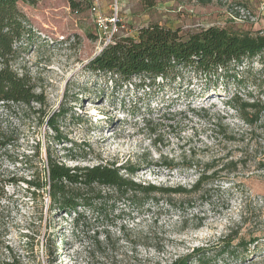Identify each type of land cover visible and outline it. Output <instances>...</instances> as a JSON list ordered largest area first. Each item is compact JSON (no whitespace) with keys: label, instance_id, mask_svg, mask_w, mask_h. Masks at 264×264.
I'll return each instance as SVG.
<instances>
[{"label":"rangeland","instance_id":"obj_1","mask_svg":"<svg viewBox=\"0 0 264 264\" xmlns=\"http://www.w3.org/2000/svg\"><path fill=\"white\" fill-rule=\"evenodd\" d=\"M85 1L78 12L70 0L19 3L34 35L13 68L31 78L45 101L32 110L0 106L10 138L0 152V264L13 257L19 264H169L185 254H193L188 264H264V128L251 133L227 103L235 91L246 100L258 94L252 82L264 81L261 65L244 66L239 84L193 76L181 84L141 86L137 79L116 85L87 69L103 41L92 1ZM113 1L99 2L107 15ZM120 2L118 37H135L153 23L183 36L210 26L264 31V0ZM62 108L70 111L57 120L66 139L56 141L47 120ZM192 110L214 117L237 140L222 141ZM84 142L89 146H80ZM48 153L70 167L114 164L126 176V168L135 167L129 176L161 187L190 188L199 172L217 171L204 194L161 198L140 211L120 201L102 216L84 209L74 225V214L49 213L46 190L28 183L34 171H47ZM227 243L234 255L219 253Z\"/></svg>","mask_w":264,"mask_h":264},{"label":"trees","instance_id":"obj_2","mask_svg":"<svg viewBox=\"0 0 264 264\" xmlns=\"http://www.w3.org/2000/svg\"><path fill=\"white\" fill-rule=\"evenodd\" d=\"M21 1L30 4L36 2L0 0V106L31 109L33 104L44 103L43 95L37 92L31 78L26 73H19L12 64L23 45L34 35L28 15L19 6ZM83 3L84 0H70V7L78 12ZM256 62L261 65L264 73V31L232 33L225 28L210 26L183 36L179 29L153 23L140 28L135 37L115 36L110 44L89 61L87 69L108 76L116 85L132 83L137 79L141 86L157 80L167 84H181L187 77L192 79L193 76L239 84L245 83L244 76L240 74L241 69L247 65L252 67ZM252 84L259 88L257 95L250 93L246 100L239 91H235L227 102L251 129V133L258 127L264 128V81L255 80ZM192 111L198 118L207 120V127L215 136H221L222 141L237 140L235 136L228 134L227 127L213 122L214 117L206 119L208 116L203 113ZM34 113L39 114L40 111L36 110ZM68 113V109L62 108L58 113L48 116L47 125L56 141L66 139L57 120ZM5 129L0 124V152L10 143L9 133ZM81 145L89 146L86 142ZM237 164L238 161L235 160L228 162V165ZM210 167L213 168L212 164ZM126 169L127 176L114 164L70 167L48 153L47 171L44 170L43 175L34 171L35 174L28 183L35 189L46 190L50 200L49 213L64 210L68 214H74L73 223L76 225L80 222L84 209L102 216L113 211L120 201L125 202L128 208L140 211L148 204L155 206L161 198L170 200L176 196L188 198L195 193L204 194L217 171L214 170L211 174H207L205 170L199 172L197 180L187 188L143 184L129 176L136 171L135 167ZM1 181L0 200L5 192ZM238 245L247 247L243 241ZM230 247L231 244H225L219 253L234 255L235 252L229 250ZM192 258L193 254H185L169 264H188ZM9 264L19 263L13 257Z\"/></svg>","mask_w":264,"mask_h":264},{"label":"built area","instance_id":"obj_3","mask_svg":"<svg viewBox=\"0 0 264 264\" xmlns=\"http://www.w3.org/2000/svg\"><path fill=\"white\" fill-rule=\"evenodd\" d=\"M91 1L94 22L103 41V47H105L114 40L119 30L123 27V20L120 13L122 3L120 2L121 0H114L110 6L112 12L110 15H107L102 11L99 4L100 0Z\"/></svg>","mask_w":264,"mask_h":264},{"label":"crops","instance_id":"obj_4","mask_svg":"<svg viewBox=\"0 0 264 264\" xmlns=\"http://www.w3.org/2000/svg\"><path fill=\"white\" fill-rule=\"evenodd\" d=\"M102 2V0H100ZM102 11L106 14V10L102 8Z\"/></svg>","mask_w":264,"mask_h":264},{"label":"water","instance_id":"obj_5","mask_svg":"<svg viewBox=\"0 0 264 264\" xmlns=\"http://www.w3.org/2000/svg\"><path fill=\"white\" fill-rule=\"evenodd\" d=\"M103 49V48H102ZM101 52V51H100Z\"/></svg>","mask_w":264,"mask_h":264}]
</instances>
